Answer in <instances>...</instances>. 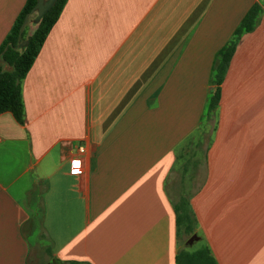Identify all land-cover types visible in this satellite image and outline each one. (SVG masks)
I'll return each mask as SVG.
<instances>
[{"label":"crops","instance_id":"0c3cea01","mask_svg":"<svg viewBox=\"0 0 264 264\" xmlns=\"http://www.w3.org/2000/svg\"><path fill=\"white\" fill-rule=\"evenodd\" d=\"M25 1L0 0V44ZM255 2L207 115L215 53ZM21 99L22 123L0 113V264H35L37 243L54 264H176L179 170L217 264H264V0H66ZM205 127L196 187L183 148Z\"/></svg>","mask_w":264,"mask_h":264},{"label":"trees","instance_id":"16d2710c","mask_svg":"<svg viewBox=\"0 0 264 264\" xmlns=\"http://www.w3.org/2000/svg\"><path fill=\"white\" fill-rule=\"evenodd\" d=\"M65 1L55 0L37 20L32 33L25 38V28L23 27L21 30V25L25 16L31 12L36 3V0H26L0 44V113L9 111L19 123L23 122L21 80L37 56ZM260 12L261 4L253 3L234 29L232 37L216 51L210 70L212 92L207 102V115L219 103L220 85L240 36L255 27ZM20 31L21 38L26 39L23 47H18ZM174 208L178 234L182 228L184 233H191L194 227V218L189 209L188 200L185 197H180L178 203L174 204ZM175 262L176 264H217L216 259L206 246L195 250H190L185 246L180 247L176 252Z\"/></svg>","mask_w":264,"mask_h":264},{"label":"rangeland","instance_id":"374dc122","mask_svg":"<svg viewBox=\"0 0 264 264\" xmlns=\"http://www.w3.org/2000/svg\"><path fill=\"white\" fill-rule=\"evenodd\" d=\"M206 120V119H205ZM212 124V120H207L206 122L202 121V126L204 127L205 125H211ZM208 130V132H206ZM196 135V141H194L193 137L191 138V140L188 141V143L185 145V147L183 148V159L188 156L189 154L191 155H195L196 159L198 160L197 162L199 163V165H201V170L199 171V175L197 177L194 178V180H196L194 182L195 186L198 187L199 184L202 181V177L203 175V171H204V165H203V157L206 153L205 150V144L206 142H208L209 140V135H210V129H206L205 128H199V131L195 134ZM196 143V144H194ZM188 168L190 167V165H186ZM194 169H196V167L194 166ZM189 176V172L187 173ZM185 172L183 170L178 171V174L176 175V179L180 177V179H178L179 181H177L178 184V190L176 191V193H174V195L172 196V199L175 203H178L180 197H185L186 199H189V195H190V191H185V185L187 184V182L184 181L185 179ZM169 180V179H168ZM185 184V185H184ZM194 231V227H193V231L189 234H186L183 232V228L179 231L178 234V243L179 246H185L187 245L186 240L187 238L193 234ZM189 246L187 247L190 250H195L197 248H200L203 245V241L201 240H196L193 241L191 244H188ZM30 258L32 260L33 263L35 264H44L48 257H47V251L45 249V246L40 245L39 243H37L36 245H34L33 247H31V252H30Z\"/></svg>","mask_w":264,"mask_h":264},{"label":"water","instance_id":"95a60500","mask_svg":"<svg viewBox=\"0 0 264 264\" xmlns=\"http://www.w3.org/2000/svg\"><path fill=\"white\" fill-rule=\"evenodd\" d=\"M54 1L55 0H36V3L29 14L35 12L36 20H38L43 15V13L52 5ZM29 14L25 16L23 23L21 25V30L23 28V25L26 23ZM25 43H26V39L21 38V31H20V40L18 42V47H23ZM197 239L198 236L195 233H193L187 238L186 243L191 244L194 240ZM54 263H55L54 259L52 258L49 261L45 262L44 264H54Z\"/></svg>","mask_w":264,"mask_h":264},{"label":"built area","instance_id":"2783aa9c","mask_svg":"<svg viewBox=\"0 0 264 264\" xmlns=\"http://www.w3.org/2000/svg\"><path fill=\"white\" fill-rule=\"evenodd\" d=\"M77 149L79 153H82L84 150V146L79 145ZM84 166H85V161L82 159V157L76 155L71 159L70 172L73 174L81 173L82 170L84 169Z\"/></svg>","mask_w":264,"mask_h":264}]
</instances>
